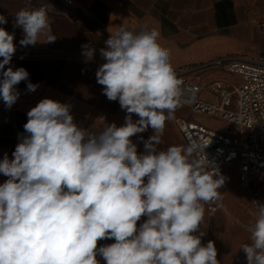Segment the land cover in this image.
<instances>
[{"label": "clouds", "instance_id": "clouds-1", "mask_svg": "<svg viewBox=\"0 0 264 264\" xmlns=\"http://www.w3.org/2000/svg\"><path fill=\"white\" fill-rule=\"evenodd\" d=\"M7 22L0 14V25ZM13 26L23 30L21 46L57 39L44 7L20 9ZM14 38L0 27V99L9 109L20 82L28 92L39 87L24 67L5 70ZM159 38L155 28L121 26L100 49L105 62L96 80L127 113L123 125L90 132L74 122L70 104L52 98L27 112L12 158L0 159L7 177L0 183V264H220L214 241L203 244L201 231L204 205L220 198L226 182L209 167L204 150L211 141L158 148L183 85ZM83 48L91 60L95 49ZM149 128L138 153L131 137ZM256 206L251 243L240 248L247 264H264V204Z\"/></svg>", "mask_w": 264, "mask_h": 264}, {"label": "crops", "instance_id": "crops-1", "mask_svg": "<svg viewBox=\"0 0 264 264\" xmlns=\"http://www.w3.org/2000/svg\"><path fill=\"white\" fill-rule=\"evenodd\" d=\"M40 7L46 9L57 39L45 43L46 37L41 36L35 46H21L23 30L14 28V14L22 8ZM0 14L8 21L0 27L15 33L17 48L5 70L24 67L29 80L39 85L35 92H28L27 81L20 82L16 86L20 96L10 109L0 99V159L5 153L12 158L19 137L25 134L27 112L43 98L70 104L74 122L90 132L102 130L105 124H124L127 113L118 101L107 99L95 75L105 62L100 49L106 47L105 41L121 26L137 32L155 28L160 33L159 43L171 53L175 71L231 55L255 58L264 45V0H0ZM84 45L95 49L91 60L83 55ZM225 75L229 74L222 70L207 71L202 73L199 83L204 87L218 79L229 81ZM200 98L220 103V95L206 87ZM177 117L191 118L207 126L218 120L228 126L225 121L193 114L180 103L174 118L166 121L159 149L185 146L174 123ZM132 118L138 119L135 114ZM235 129L217 128L223 132ZM152 134L149 128L131 137L138 153L144 152L143 141ZM219 172L226 182L219 190L220 203L214 209L211 202L204 205L202 243L214 241L220 264H247L240 248L251 243L248 228L254 223L256 202L264 204V185L253 182L242 186L238 164L223 166ZM6 179L0 174V183ZM113 242L102 240L99 245Z\"/></svg>", "mask_w": 264, "mask_h": 264}, {"label": "built area", "instance_id": "built-area-1", "mask_svg": "<svg viewBox=\"0 0 264 264\" xmlns=\"http://www.w3.org/2000/svg\"><path fill=\"white\" fill-rule=\"evenodd\" d=\"M261 29L264 34V20ZM211 70H222L236 77L235 81L218 79L204 86L220 95L218 105L200 98L204 88L199 83L200 77ZM175 72L183 81L181 104L193 114L236 127L233 132H223L191 118L177 117L174 123L184 145L192 141L207 145L211 141L204 150L211 169L238 164L242 186L253 182L264 185V45L255 58L231 55ZM201 157L204 158L203 152ZM219 203V199L211 202L212 208Z\"/></svg>", "mask_w": 264, "mask_h": 264}, {"label": "rangeland", "instance_id": "rangeland-1", "mask_svg": "<svg viewBox=\"0 0 264 264\" xmlns=\"http://www.w3.org/2000/svg\"><path fill=\"white\" fill-rule=\"evenodd\" d=\"M258 56V55H257ZM256 56V57H257ZM225 76H227L228 77V79H230V80H232V81H235V79H234V77H232L231 75H225ZM211 126L213 127V128H218V129H224V128H229V129H234L235 127L233 126V125H230V124H228V126L227 125H225L223 122H221V121H218V120H213V122L211 123ZM210 126V127H211Z\"/></svg>", "mask_w": 264, "mask_h": 264}]
</instances>
